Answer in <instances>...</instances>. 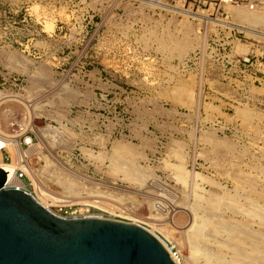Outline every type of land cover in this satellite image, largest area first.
I'll use <instances>...</instances> for the list:
<instances>
[{
  "label": "rangeland",
  "instance_id": "1",
  "mask_svg": "<svg viewBox=\"0 0 264 264\" xmlns=\"http://www.w3.org/2000/svg\"><path fill=\"white\" fill-rule=\"evenodd\" d=\"M252 1L0 0V159L56 214L135 222L181 264H229L221 242L235 243L237 226L264 233L250 214L264 208V20L234 11H264ZM182 39L181 55L171 44ZM181 79L192 104L172 102ZM13 117L32 119L28 147L12 139ZM192 211L216 225L202 227V248L221 261L190 256Z\"/></svg>",
  "mask_w": 264,
  "mask_h": 264
},
{
  "label": "water",
  "instance_id": "2",
  "mask_svg": "<svg viewBox=\"0 0 264 264\" xmlns=\"http://www.w3.org/2000/svg\"><path fill=\"white\" fill-rule=\"evenodd\" d=\"M0 264H175L144 226L64 218L17 189L0 167Z\"/></svg>",
  "mask_w": 264,
  "mask_h": 264
},
{
  "label": "bare ground",
  "instance_id": "3",
  "mask_svg": "<svg viewBox=\"0 0 264 264\" xmlns=\"http://www.w3.org/2000/svg\"><path fill=\"white\" fill-rule=\"evenodd\" d=\"M233 8V7H231ZM234 11L242 18V20H253L254 22H261L264 20V11L262 12H256V11H251V10H239V9H234ZM183 12L187 13V14H191L190 11L187 10H183ZM43 14V13H42ZM183 15H185L183 13ZM186 16V15H185ZM185 21V20H184ZM47 24V23H46ZM184 25V24H183ZM147 31V30H146ZM173 34V33H172ZM193 35V34H192ZM170 36V35H167ZM174 36V35H173ZM172 36V37H173ZM177 36V34H176ZM189 36V35H188ZM179 37V36H178ZM195 37V36H194ZM171 38V37H170ZM173 39V38H172ZM171 39V40H172ZM163 41V40H162ZM237 44V43H236ZM241 44V43H239ZM166 45V44H165ZM162 47H164V45H161ZM172 50L176 51L178 54H184L185 52H187V50L190 48V42L188 41V39L184 40L182 39V41H172ZM239 49V52H242V46L239 45L237 46ZM246 46H244L245 48ZM247 48V47H246ZM170 50V51H172ZM175 52V53H176ZM238 52V51H237ZM243 53V52H242ZM174 55V54H173ZM181 58V56H180ZM183 58V57H182ZM244 59V58H243ZM178 71V70H177ZM192 81V79H191ZM185 82L182 81L179 83V87L178 89H176L173 93H171V97L173 98L172 102L178 103V104H184L186 103L187 105L192 104L193 100H192V96H191V90H189L190 84L193 82ZM190 83V84H189ZM194 87V86H193ZM193 90V89H192ZM167 92V91H166ZM168 94V93H167ZM10 96V95H9ZM6 97V96H4ZM3 97V98H4ZM168 97L171 99V97L168 94ZM2 98V96H1ZM0 102H2L0 100ZM17 104V103H16ZM183 106V105H181ZM190 108V106H189ZM191 109V108H190ZM247 111H245L244 109L238 110V114L239 116L243 117V118H248V116L250 115L249 113L247 114V112H250V110L248 111V109H246ZM4 112V111H3ZM253 113V112H252ZM10 114V113H9ZM264 114V113H263ZM248 115V116H247ZM250 119V118H248ZM262 124V123H261ZM247 125V124H246ZM246 127V126H245ZM259 129V128H258ZM206 137V136H205ZM1 138V137H0ZM13 139V138H12ZM208 140V139H207ZM10 141V140H9ZM7 142V141H6ZM120 142V141H119ZM3 143V142H2ZM5 145V144H3ZM4 148L3 146L0 148L2 149ZM129 149H125V152L128 151ZM13 152V151H12ZM14 153V152H13ZM179 153V152H178ZM40 155V154H39ZM179 155V154H178ZM178 157V156H177ZM1 158V156H0ZM56 158V157H55ZM54 158V159H55ZM231 159V158H230ZM58 161V160H56ZM134 162V161H133ZM59 163V162H58ZM13 164V163H12ZM65 165V164H64ZM63 163L60 164L61 167H63L64 169L66 168V166H64ZM0 167L5 170L6 174H9L10 177L15 181L16 186L20 187L22 186V183L18 181V179H16L15 177V169L13 166L3 163L2 159H0ZM16 167V166H15ZM243 169V168H241ZM66 170V169H65ZM78 176V175H77ZM126 176L127 177H133L132 173L130 172H126ZM195 176H199V174H195ZM83 179V178H82ZM186 179V174L184 172H182L181 174V180H185ZM89 181V179H88ZM238 187V186H237ZM236 187V188H237ZM35 189V188H34ZM37 189V188H36ZM246 190V189H245ZM37 193L34 196L35 199L43 205V202L46 201V194L42 191V190H36ZM238 191V190H237ZM202 192V191H201ZM239 193V192H238ZM248 193V191H247ZM254 193V192H253ZM252 194V192H251ZM71 197V196H70ZM254 197V194H253ZM242 199V198H241ZM258 199V198H256ZM259 200H260V196H259ZM262 200V199H261ZM264 200V198H263ZM201 200H199V203ZM263 202V201H262ZM249 205V204H248ZM47 207V206H46ZM218 207V202L216 200H212L209 201V206L208 208L210 209V211H214L215 209H217ZM192 208V207H191ZM48 209V208H47ZM201 209V207H200ZM202 210V209H201ZM193 212V211H192ZM191 212V213H192ZM202 212V211H201ZM199 213V212H198ZM187 214V213H186ZM250 214L252 216L255 217H262L264 216V208L262 206H258L255 209H251L250 210ZM59 215V214H57ZM88 216V215H85ZM99 217V216H98ZM233 217V216H232ZM198 214L194 211L192 213V219H193V223L192 226L186 231L185 233V237H186V242L188 243L187 245L190 246V256L191 257H196V256H202L204 257L207 261L211 260H215V261H221V256L218 252L212 251V253H209L208 251L204 250L202 248V242L205 240V237L203 236V234L201 233V230H203L202 227L204 226H216L213 222L209 221L208 218L203 217L201 215L200 220H198ZM234 218V217H233ZM244 218V217H243ZM179 219V218H178ZM180 221V220H179ZM264 222V221H263ZM135 223V222H134ZM214 224V225H213ZM219 227H222L224 230L228 231L229 236L231 235V230H230V223L227 221H222L217 223ZM218 228V227H217ZM236 230L239 232V234L236 236L238 239L237 240H241V241H237L234 243L230 238L224 240L221 242V248H226V249H231L232 250V260L229 261V264H241V259L242 258H248V259H255L256 257H259L261 254L264 253V233H250L248 232V230L244 227H236ZM214 232L216 231V228L213 229ZM149 232L153 233L151 230H149ZM154 234V233H153ZM224 235V234H223ZM246 239H250L252 241L251 244V248L250 250H245L244 248H242L244 246L245 240ZM160 240V239H159ZM161 241V240H160ZM162 242V241H161ZM163 243V242H162ZM197 245V246H196ZM163 247L165 248V250L170 254L171 259L174 261L175 264H181L178 262V259L176 257V254L172 253L171 251H169V249H167L165 247V244L163 243ZM205 247V246H204ZM190 262V261H188ZM221 264H226V261H221Z\"/></svg>",
  "mask_w": 264,
  "mask_h": 264
},
{
  "label": "built area",
  "instance_id": "4",
  "mask_svg": "<svg viewBox=\"0 0 264 264\" xmlns=\"http://www.w3.org/2000/svg\"><path fill=\"white\" fill-rule=\"evenodd\" d=\"M238 0H210V5L213 6V8H223V6L225 4H236ZM242 1V0H241ZM244 1V0H243ZM196 3H198L197 5V9L201 10V1H197ZM250 9L255 8V9H264V1L262 0H253L252 2H247L246 3ZM206 53V50H205ZM204 53V54H205ZM202 56L201 51L199 52H195L193 54V56H190L189 58L186 59L185 64H181V65H186V63L192 61L193 59H199ZM244 61H249V58L245 59ZM31 118L27 117L26 119H17L15 117L11 118L10 120V124H9V132L11 133V135H13L12 138H15V140L17 139L20 145V148H22V146H26L28 147L29 144L32 142V138L34 136V131H33V124L31 122ZM7 159V158H6ZM5 172V170H4ZM6 174V172H5ZM15 175L17 177V179L23 181V179L25 178L26 174L24 171H22L21 169H16L15 171ZM17 189H22V190H27L30 191L27 186L25 184H23L22 186L18 187ZM32 192V191H31ZM33 195V193H32ZM56 214V213H55ZM64 218H79V217H86L85 215H71L70 217H65L62 215H58Z\"/></svg>",
  "mask_w": 264,
  "mask_h": 264
}]
</instances>
